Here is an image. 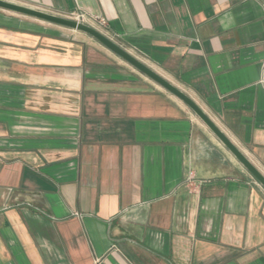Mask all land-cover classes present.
I'll use <instances>...</instances> for the list:
<instances>
[{
	"label": "crops",
	"instance_id": "1",
	"mask_svg": "<svg viewBox=\"0 0 264 264\" xmlns=\"http://www.w3.org/2000/svg\"><path fill=\"white\" fill-rule=\"evenodd\" d=\"M8 1L84 14L264 175V0ZM0 264H264V189L93 38L0 9Z\"/></svg>",
	"mask_w": 264,
	"mask_h": 264
},
{
	"label": "water",
	"instance_id": "2",
	"mask_svg": "<svg viewBox=\"0 0 264 264\" xmlns=\"http://www.w3.org/2000/svg\"><path fill=\"white\" fill-rule=\"evenodd\" d=\"M0 9L30 17L42 22H47L64 28L80 31L93 38L110 52L128 63L134 69L154 81L168 93L180 100L217 138V140L229 151V153L246 169V171L264 189V175L242 154V152L224 135V133L212 122L204 111L184 92L162 78L152 69L140 62L137 58L129 54L118 46L103 33L94 27L74 19L54 15L39 9L27 7L12 1L0 0Z\"/></svg>",
	"mask_w": 264,
	"mask_h": 264
},
{
	"label": "built area",
	"instance_id": "3",
	"mask_svg": "<svg viewBox=\"0 0 264 264\" xmlns=\"http://www.w3.org/2000/svg\"><path fill=\"white\" fill-rule=\"evenodd\" d=\"M68 18L74 19V20H76V21H82V22H84V23L87 24V18H86L85 15L82 14V13H75V14L69 16ZM97 22H98L100 25H105V24H106L105 21H104V19H102V18L97 19ZM88 25H89V24H88Z\"/></svg>",
	"mask_w": 264,
	"mask_h": 264
}]
</instances>
